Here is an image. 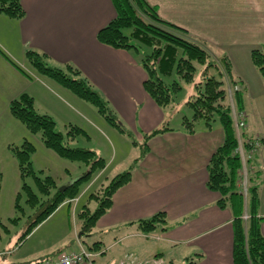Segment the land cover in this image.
<instances>
[{"label": "crops", "instance_id": "1", "mask_svg": "<svg viewBox=\"0 0 264 264\" xmlns=\"http://www.w3.org/2000/svg\"><path fill=\"white\" fill-rule=\"evenodd\" d=\"M147 1L164 20L189 31L214 55L229 59L232 75L244 90L242 116L247 136L258 143L262 171L258 217L264 235V79L251 59L253 50L264 51V0H202L199 8L187 0ZM21 4L25 10L22 19L0 15V49L18 61L16 65L6 61L9 83L13 81L10 101L28 94L36 104L37 94L47 91L51 96L47 93L42 100L58 98L77 113L76 106L94 121L103 122L89 102L72 90L53 79L35 75L33 80L26 74V52L32 50L45 55L53 67L78 70L77 77L91 84L138 141L145 143V135L168 129L148 141L144 158L142 148L132 147L128 153L113 147V159L106 164L97 149L106 165L102 170L105 186L134 167L131 181L115 192L112 207L97 223L105 236H111L108 246L101 245L106 252L97 258L100 264L117 263L124 255L136 264H184L191 258L196 264H235L234 213L231 208H220V194L208 187L209 162L225 139L222 127L209 130L200 126L190 132L181 119L172 128L171 113L178 107L167 113L147 94L140 54L112 48L97 39L99 31L117 17L113 0H21ZM179 15L184 19L175 18ZM41 111L54 117L51 110ZM85 123V135L87 131L96 133L89 121ZM103 127L109 133L117 128L106 122ZM134 153L126 170L110 171L119 154L130 159ZM134 160L139 162L134 164ZM160 212L166 213V223L152 233L142 232L138 223Z\"/></svg>", "mask_w": 264, "mask_h": 264}, {"label": "trees", "instance_id": "2", "mask_svg": "<svg viewBox=\"0 0 264 264\" xmlns=\"http://www.w3.org/2000/svg\"><path fill=\"white\" fill-rule=\"evenodd\" d=\"M117 8V17L101 29L97 35L100 43L124 51H136L144 47L141 64L147 78L144 89L154 102L163 109L176 106L175 97L185 84H192L194 92L186 105L193 112V118H184L183 126L190 132H195L198 126L213 129L219 123L225 135L223 144L212 156L209 165L208 187L220 194L218 206L222 209L231 208L234 213V263L264 264V235L261 232L262 219L258 217L259 186L262 171L260 165L257 141L249 138L246 127L237 129L236 120H244V92L232 75V65L226 56L215 57L201 43L188 38V31L164 20L156 7L147 0H113ZM0 15L14 19H22L25 10L21 0H0ZM2 52V51H0ZM3 54V52H2ZM26 59L37 74L53 79L72 90L81 99L96 106L99 112L111 124L123 131L125 128L114 116L101 95L93 89L86 79H80L79 71L72 66L65 68L71 71L68 76L62 68L53 67L45 55L29 50ZM251 59L264 79V51L253 50ZM14 64V63H13ZM16 65V64H15ZM199 80H195L198 72ZM238 86V90L234 88ZM232 91V94H230ZM233 100V104L232 101ZM11 112L22 121L31 133L40 134L44 145L63 159L81 163L86 172L74 183L62 191L60 188L47 206L36 212L30 220L23 235L31 231L51 216L64 203L72 204L77 198L79 185L88 181L98 171L105 168V161L96 152L84 148H73L69 143L75 141L83 133L78 127H70L65 136L56 130V122L46 114H40L34 108V100L28 94H23L11 103ZM110 113V115H108ZM165 131L163 127L144 136L145 144L141 158L148 153V141ZM136 144V143H135ZM35 147L25 143L21 148L14 149L20 162L22 178L32 176L38 192L49 195L56 182L51 176L41 178L32 167V154ZM242 151V152H241ZM247 173V197L242 189L244 178V162ZM130 170L117 175L108 185H102L98 193L90 195V199L98 204L94 212L88 205L83 206L79 216L83 232L91 234L98 221L108 212L113 204V196L121 187L132 179ZM262 183V181H261ZM29 207L39 204L37 193L27 184L24 185ZM31 207V208H32ZM166 223V213L160 212L151 218L141 220L138 225L142 232L152 233ZM101 242H96L89 248L97 252ZM105 251L98 253L99 256ZM201 255H198L200 257ZM184 264H196L191 258Z\"/></svg>", "mask_w": 264, "mask_h": 264}, {"label": "rangeland", "instance_id": "3", "mask_svg": "<svg viewBox=\"0 0 264 264\" xmlns=\"http://www.w3.org/2000/svg\"><path fill=\"white\" fill-rule=\"evenodd\" d=\"M187 3L199 8L201 4H203V1L187 0ZM175 18L180 20L184 19L183 15H179ZM188 35V38L200 43L189 31ZM0 51L3 52L2 55L4 57L0 56V264H34L37 261L53 259L61 253L77 252L81 249V246L89 250L96 242H101L108 246L107 240L109 237L111 238V236H105L104 230L100 229L98 225L91 234H85L81 228V221L79 219L83 206L88 205L92 212H94L98 206L96 201L90 199V195L98 193L101 186L106 182L105 176L102 177V170L96 172L91 179L79 185L77 198L75 199V201L78 199L76 203H73L72 206L67 204L68 202L64 203L67 205L61 206V209L59 208L35 227L31 233L23 237L30 222L29 219H31L33 215H36L37 211L40 212V210L44 209L60 188L68 187L67 184L70 183L71 185V183H74L83 176L87 169L81 163L63 159L54 151L48 149L42 142L40 134L31 133L26 125L13 115L11 112L12 101L9 99L10 86L13 84V81L9 83V70L7 68L9 66L6 63L8 62L10 64L12 62L15 64L18 61H14V57H12L8 51L2 49H0ZM144 52H149V49L146 47L141 49V57ZM211 54L213 53L211 52ZM214 56L217 57L216 55ZM23 68L27 70H25L26 74L32 77L33 80L35 79V75L42 77L40 74H37V72L34 73L35 69L29 62L23 66ZM63 71L70 77L74 74L65 67ZM200 77L201 72L199 70L195 80H199ZM193 92V85L185 84L181 92L175 97L177 106L171 109H169V107L165 108V110L169 111H167V113H170L173 108L178 107V110L175 109V112L173 111L171 113L174 118L170 116V119L173 118L170 124L172 128L178 126L180 120H184L186 116L192 120L193 112L184 102ZM47 93L48 92L45 91L43 95L37 94V97L40 99L36 104L34 101V108L40 114H42L41 110H51L52 114H54L52 118L56 122L57 131L62 132L65 136H67L71 126L78 127L85 131L86 128L83 126H85L86 121H89L93 128L95 127V129H97L95 131L96 133L87 131L86 135L84 133L79 134L75 141L69 143L70 147L84 148L94 152L96 150V153L97 149H100L106 159V164L113 159V147L117 149L120 147L119 149H123L128 153L133 151L131 150L132 147L135 149L143 148L142 145L145 143L138 141L134 133L128 130L126 126L124 127L123 123L122 126L125 128L124 132H121L119 128H114L117 132L111 130L112 133H109L103 126L105 122L109 125L110 121L101 115L94 105L89 103L90 107H92L91 109H94L95 113L102 117L101 121L103 122L94 121V119L90 117L91 115L75 105L76 107L74 108H78L82 116H85L82 117L79 112L78 114L70 106H67L65 102H62L56 97L57 100H52L51 98L42 100ZM48 96H51V94L48 93ZM231 101L233 104V100ZM113 114L116 117L114 112ZM108 115H110V113H108ZM241 117L243 116L241 115ZM202 125L204 124L200 126ZM200 126H198V128H200ZM214 126L215 128L221 127L219 123H215ZM104 139L106 144L103 143ZM25 143H29L35 147L36 151L32 154V167L35 173L41 178L51 176L56 182L55 188L50 190L49 195L38 192L34 177L28 176L25 179L22 178L20 162L14 153V149L21 148ZM104 145H106L107 148ZM97 154L100 155L99 153ZM134 155L135 153L133 156L130 154L132 158L127 159V154H119L110 171L118 168L119 172L126 170L129 164L132 163ZM138 162L139 161H135L134 164ZM243 162L244 178L241 185L244 195L247 197V170L245 168L244 159ZM119 164L122 165L118 167L117 165ZM25 184L30 186L38 195L39 204L36 207L31 206V208L27 203L28 196L25 190H23ZM149 241L152 243L154 240ZM120 243L121 241L117 242V244ZM102 251L106 252V250L102 248L97 252L101 253ZM131 255L132 254H128L129 257H132ZM99 260L100 259L96 260V264H100ZM126 261L127 256L124 255L121 259L116 261L117 263L112 261L110 264H122V262L124 263Z\"/></svg>", "mask_w": 264, "mask_h": 264}, {"label": "built area", "instance_id": "4", "mask_svg": "<svg viewBox=\"0 0 264 264\" xmlns=\"http://www.w3.org/2000/svg\"><path fill=\"white\" fill-rule=\"evenodd\" d=\"M239 88L236 86L235 90H238ZM230 94H232V91H230ZM236 126L237 129L245 127V122L243 120H236ZM258 147V143H257ZM242 152V151H241ZM99 254L96 252L87 250L85 247L81 246V249L77 252L72 253H61L57 257L53 259H46L37 261L34 264H96V260L98 258ZM135 261H129L122 262V264H136Z\"/></svg>", "mask_w": 264, "mask_h": 264}, {"label": "water", "instance_id": "5", "mask_svg": "<svg viewBox=\"0 0 264 264\" xmlns=\"http://www.w3.org/2000/svg\"><path fill=\"white\" fill-rule=\"evenodd\" d=\"M65 188H66V187H65ZM65 188H62L61 190H62V191H64V190H65Z\"/></svg>", "mask_w": 264, "mask_h": 264}]
</instances>
